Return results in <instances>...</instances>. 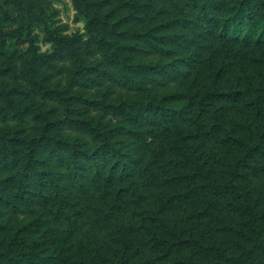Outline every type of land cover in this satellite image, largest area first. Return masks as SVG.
<instances>
[{"label": "trees", "instance_id": "obj_1", "mask_svg": "<svg viewBox=\"0 0 264 264\" xmlns=\"http://www.w3.org/2000/svg\"><path fill=\"white\" fill-rule=\"evenodd\" d=\"M0 1V264H264V0Z\"/></svg>", "mask_w": 264, "mask_h": 264}, {"label": "rangeland", "instance_id": "obj_2", "mask_svg": "<svg viewBox=\"0 0 264 264\" xmlns=\"http://www.w3.org/2000/svg\"><path fill=\"white\" fill-rule=\"evenodd\" d=\"M27 5H29V7L32 9L34 13H38L40 11L41 16L47 18L46 24H44L41 21H36V19H34L35 20L34 23H31L32 36L37 38V45L39 46L41 53H49L51 51L52 44L47 40L49 29L55 30L58 34L62 36H74L75 34H82L84 32V22L75 20L76 12L73 8L72 0H22L21 10L16 9L12 5H7V6L3 5L2 8L8 10L9 13L11 12L13 16L19 14L22 17H24L26 20H28V18H30V14H28V12H25L23 10V8ZM25 46L23 45V47ZM213 49H215V47ZM202 60L204 64L208 61L207 57L202 58ZM244 62H246V60L242 59L240 61V64L243 65ZM201 72L202 75L200 76V83L204 84L207 80L208 69L204 68L201 70ZM9 82L11 83V85L20 84L21 83L20 76L11 75L9 77ZM233 153H234V149L232 147L224 146V149L222 151L221 162L220 164H218V167L220 169L222 170L225 169V165L227 162H229ZM255 184H256L257 192H255L254 195L262 196L264 194V173L257 176V178L255 179ZM116 214H119L120 216H124L127 220H129L128 222H126V224L133 225V223L130 222L132 220V214L130 213V210H127V212L121 210L118 211V213ZM109 218H113V217L108 215V210H107V221H104L106 228L103 231H105L107 228L112 229L113 227L114 223L113 221H108ZM174 218H175L174 220L180 222L182 215L180 213H175ZM198 227L201 228V226ZM103 231H101L100 234L99 232L95 234L98 240H100V238L102 237V236L100 237V235L102 234ZM74 242L75 239L72 240V243ZM133 242H134L133 250H135L137 249V247H139L140 242L138 243V241L136 242L135 240H133ZM141 254H142V260L151 262L152 258L149 256L148 251L145 247H141Z\"/></svg>", "mask_w": 264, "mask_h": 264}]
</instances>
